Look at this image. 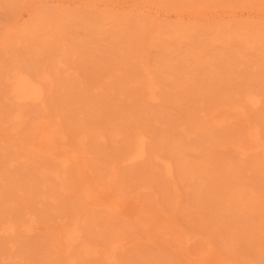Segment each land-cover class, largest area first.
Instances as JSON below:
<instances>
[{"label":"rangeland","instance_id":"rangeland-1","mask_svg":"<svg viewBox=\"0 0 264 264\" xmlns=\"http://www.w3.org/2000/svg\"><path fill=\"white\" fill-rule=\"evenodd\" d=\"M0 264H264V0H0Z\"/></svg>","mask_w":264,"mask_h":264},{"label":"bare ground","instance_id":"bare-ground-1","mask_svg":"<svg viewBox=\"0 0 264 264\" xmlns=\"http://www.w3.org/2000/svg\"><path fill=\"white\" fill-rule=\"evenodd\" d=\"M8 80H9V84L11 86L12 96L19 103L23 104V103H29V102H33V101L42 100V98L44 96V90L42 89L43 85L41 86L40 83L38 82V80L34 79L33 76L31 77L30 75H26L24 73H17L13 77H9ZM251 101L253 104H258V102H259V100L257 98H254V97L253 98L251 97ZM250 129H251V127H250ZM256 134L257 133L254 129L253 130L251 129L249 131L248 136H247L246 141H245L246 145L243 147L244 153H248V151L250 149H259L262 147V144L258 142L259 137H257ZM42 136H43L42 138L46 140L45 145L47 146L48 152L54 154V152H55L54 150H56L60 147H63L64 140H65L64 136L58 135L55 131H47ZM42 138L40 139L41 141H43ZM146 143H147V141L144 137H139V139L137 140L136 145L133 148V150L124 157V159H123L124 162L127 161L129 163H134L140 159H143L146 155ZM51 156H52V154H51ZM169 171H171L170 166H169ZM63 228L65 231V234L63 236L64 246L66 249H70L74 245V243L78 242L80 237L78 235V232H76L77 230H75L74 228L68 229V227H66V224ZM10 230H13V228L8 227L6 229V231H10ZM62 246H63V244H62ZM110 258L113 260V256Z\"/></svg>","mask_w":264,"mask_h":264}]
</instances>
